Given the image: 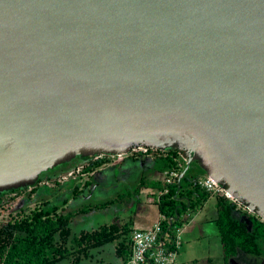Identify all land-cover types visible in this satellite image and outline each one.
Segmentation results:
<instances>
[{"label":"water","instance_id":"1","mask_svg":"<svg viewBox=\"0 0 264 264\" xmlns=\"http://www.w3.org/2000/svg\"><path fill=\"white\" fill-rule=\"evenodd\" d=\"M137 149L264 222V0H0V193Z\"/></svg>","mask_w":264,"mask_h":264},{"label":"trees","instance_id":"2","mask_svg":"<svg viewBox=\"0 0 264 264\" xmlns=\"http://www.w3.org/2000/svg\"><path fill=\"white\" fill-rule=\"evenodd\" d=\"M151 152L155 155L153 169L157 173L174 171L179 176L185 169V163L178 151L146 149L145 152L131 151L128 156L132 153L138 157L145 156ZM83 162H87V166L82 167V172H87L103 164L107 165L110 161L108 157H76L41 174L36 184L30 187L35 194L27 199V204L47 199L40 193L37 185L40 181L44 178L46 181H55L57 178L55 172L67 173ZM204 177L203 171L196 164H191L181 176L178 190L177 178L170 184L145 178L138 181L135 192L143 187L154 189L156 192L153 194L154 204L160 216L158 223L162 230L163 246L167 250L174 249L175 231L186 221L184 216L199 209L213 195L198 185V181ZM42 186L47 189L45 184ZM22 190L26 189L0 193V207L4 196ZM157 192L161 194L156 199ZM214 196L217 210L214 225L221 244L222 263L208 260L204 263L191 264H227L241 253L264 259V222L224 195ZM59 209L55 206L46 209L43 206L39 209L34 208L27 215L21 214L12 221L0 224V264H55L63 259L69 260V264H79L85 261L84 259L89 261V250L107 243H113L115 256L121 260L120 264L126 263L131 253L130 223L119 224L111 221L93 230L81 231L78 235L71 236L68 227L70 216L62 215L58 212ZM90 210L93 208L82 209L81 213ZM174 215H177L178 219L168 228V219Z\"/></svg>","mask_w":264,"mask_h":264},{"label":"rangeland","instance_id":"3","mask_svg":"<svg viewBox=\"0 0 264 264\" xmlns=\"http://www.w3.org/2000/svg\"><path fill=\"white\" fill-rule=\"evenodd\" d=\"M137 152H140V150ZM145 156L154 158L155 155L151 152ZM145 156L139 157H142V159H148ZM130 158L137 159L138 156L135 153H132V155L129 156L127 154L124 155L123 161L120 163H112L111 160H109L111 163L107 165L103 164L100 167L87 172H82V167L87 166V162H83L75 169H71L67 173L59 174L55 181L49 180L44 182L47 189H44V186H42V182L45 180L43 179L37 185L40 188V193H43V197L47 199L41 201L37 200L38 202L36 201L35 203L31 202L27 204V199H30L35 194V192L31 191L30 188L22 190L19 193L7 194L1 199L3 204L0 207V224L12 221L18 218L21 214L27 215L30 210L34 208L39 209L42 206L45 209L52 206L58 207L60 208V211H58L59 213L70 216L68 227L71 236L78 235L81 231L93 230L100 225L107 224L104 222L114 221L113 218L115 214L112 208L113 206L107 210L105 209V206H110L112 201L115 199H122L121 197L123 196L133 194L137 188V183L140 178L146 177L139 176V168L141 165L136 162L131 163ZM152 168L153 166H151V163L146 165L142 175L147 174V172L152 170ZM69 172H72L70 176H68ZM145 179L147 180L148 178L146 177ZM93 180L98 181L99 185L97 186L94 195L89 200L85 201L82 197L78 196V191L83 187L84 183H92ZM69 182L72 184V187L69 192H67L69 193L68 198H70L73 194V197L76 196L74 200L69 202V199L65 197L66 194H64V192H60L57 196H54V189H59L60 187H62L60 189H64L65 184ZM212 196L216 197L214 195ZM43 202L45 203L42 204ZM83 206L86 209L93 208V210H90V213L87 211L84 213L85 215H81L80 209H82ZM212 240L213 237L210 240L203 239L201 241H197V243H195L190 250H187V244L184 241H182V243L180 242L178 247L179 255H177L175 259V264L181 263V256L184 252V255L191 253L199 260L210 257L215 263H222L218 248L219 244H215L217 243V240ZM89 255L90 264H103V262L116 264L118 262V259L114 256L113 243H107L98 248L91 249L89 250ZM84 260L88 261L87 259ZM85 261H81L79 264ZM68 262L69 260L63 259L59 260L55 264H69ZM227 264H264V259L241 253L234 259L228 261Z\"/></svg>","mask_w":264,"mask_h":264},{"label":"crops","instance_id":"4","mask_svg":"<svg viewBox=\"0 0 264 264\" xmlns=\"http://www.w3.org/2000/svg\"><path fill=\"white\" fill-rule=\"evenodd\" d=\"M148 159H142V157L134 159L130 158L131 163H140L141 167L139 168V176H146L147 180H159L160 182H163L164 174L157 173L152 170H149L147 174H143V170L146 167V165L151 163V166H153V158L145 156ZM123 161V159H122ZM146 161V162H145ZM150 162V163H149ZM59 174V173H58ZM58 174H54L58 176ZM144 177V178H146ZM99 185L98 181L93 180L92 183H84L83 187L78 191V196L82 197L83 200L87 201L89 200L94 193L96 192V188ZM72 184L66 183L64 186V189H54V196H57L60 192H64L65 197H69V190L71 189ZM73 193V191H72ZM155 190L151 188H140L138 192H134L133 194H128L127 196L121 197L122 199H115L112 201L110 206H105V209L107 210L111 206H113L114 210V218L113 220H117L119 224L123 223H130V229L131 232L134 230H147L150 229L155 223H158L160 216L157 211L156 205L154 204V196ZM98 195V194H97ZM159 193L157 192L156 199L158 197ZM76 196L73 197V194L69 199V202L74 200ZM67 199V200H68ZM216 199L215 197L211 196L209 197L202 206L194 211L193 213L187 214L184 216V219L186 220L180 227V242L184 241L187 244V250H190L191 247L194 246L197 241H201L203 239L210 240L213 237L212 241L217 240L215 243L216 245L219 244V251L222 259V251H221V244L219 241V237L217 234V230L214 225V221L217 218V210H216ZM87 205V204H86ZM69 207V206H68ZM82 209H86L84 206ZM80 214L85 215L84 213ZM99 211V210H97ZM87 212V211H86ZM85 212V213H86ZM92 212V211H91ZM88 213H90L88 211ZM88 215V214H86ZM104 222V223H109ZM179 249L176 251L177 257ZM184 251V250H183ZM182 251V252H183ZM185 253V252H184ZM184 253L181 256L180 264H191V263H204L208 260H212V258H204L202 260H199L197 257H194L191 253H188L187 255H184ZM114 256H115V249H114ZM116 257V256H115ZM117 258V257H116ZM118 262L116 264H120L121 260L119 258ZM107 263V262H104ZM81 264H90L89 261H85Z\"/></svg>","mask_w":264,"mask_h":264},{"label":"built area","instance_id":"5","mask_svg":"<svg viewBox=\"0 0 264 264\" xmlns=\"http://www.w3.org/2000/svg\"><path fill=\"white\" fill-rule=\"evenodd\" d=\"M145 152L146 149H137ZM111 162L120 163L124 158L123 155L108 157ZM109 162V163H111ZM72 172L68 173L70 176ZM178 175L174 171L164 173L163 181L165 184H170ZM198 185L205 191L213 195H225V192L219 188L212 180L204 177L198 181ZM161 194V193H159ZM229 199V198H228ZM162 230L159 223H155L147 230H134L131 233V253L125 264H175L176 251L180 244V229L175 231L174 249L167 250L163 246Z\"/></svg>","mask_w":264,"mask_h":264},{"label":"flooded vegetation","instance_id":"6","mask_svg":"<svg viewBox=\"0 0 264 264\" xmlns=\"http://www.w3.org/2000/svg\"><path fill=\"white\" fill-rule=\"evenodd\" d=\"M142 157H143V156H142ZM138 158H140V157H138ZM55 173H56V172H55ZM44 179H45V178H44ZM44 182H47L46 179H45L42 183L44 184Z\"/></svg>","mask_w":264,"mask_h":264}]
</instances>
